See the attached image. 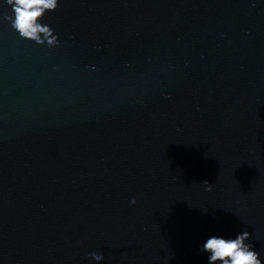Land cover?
<instances>
[{
	"label": "water",
	"instance_id": "obj_1",
	"mask_svg": "<svg viewBox=\"0 0 264 264\" xmlns=\"http://www.w3.org/2000/svg\"><path fill=\"white\" fill-rule=\"evenodd\" d=\"M5 14L0 264H208L245 230L264 264V0H59L54 46Z\"/></svg>",
	"mask_w": 264,
	"mask_h": 264
},
{
	"label": "clouds",
	"instance_id": "obj_2",
	"mask_svg": "<svg viewBox=\"0 0 264 264\" xmlns=\"http://www.w3.org/2000/svg\"><path fill=\"white\" fill-rule=\"evenodd\" d=\"M7 5L12 9L13 15L5 14L12 27L22 38L31 39L38 44L49 46L60 43L54 29L42 23L46 12L55 11L59 5V0H6ZM208 190L211 184L203 182ZM135 203V198L132 199ZM250 238L248 231H243L235 238H225L222 236H211L203 244L201 251L208 252V264H262L260 254L253 250L251 243H246ZM96 261L104 259L102 252H90L88 254Z\"/></svg>",
	"mask_w": 264,
	"mask_h": 264
}]
</instances>
